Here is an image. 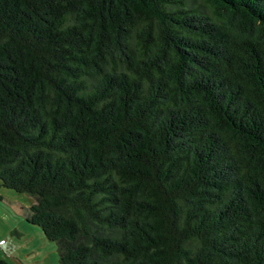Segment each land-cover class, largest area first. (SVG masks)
Listing matches in <instances>:
<instances>
[{
  "label": "trees",
  "instance_id": "obj_1",
  "mask_svg": "<svg viewBox=\"0 0 264 264\" xmlns=\"http://www.w3.org/2000/svg\"><path fill=\"white\" fill-rule=\"evenodd\" d=\"M0 186L59 264H264V0H0Z\"/></svg>",
  "mask_w": 264,
  "mask_h": 264
},
{
  "label": "rangeland",
  "instance_id": "obj_2",
  "mask_svg": "<svg viewBox=\"0 0 264 264\" xmlns=\"http://www.w3.org/2000/svg\"><path fill=\"white\" fill-rule=\"evenodd\" d=\"M31 195L0 186V258L10 264H59L57 243L26 220Z\"/></svg>",
  "mask_w": 264,
  "mask_h": 264
}]
</instances>
